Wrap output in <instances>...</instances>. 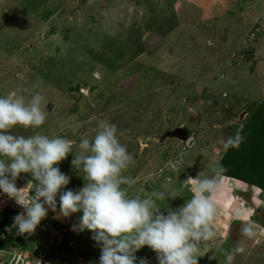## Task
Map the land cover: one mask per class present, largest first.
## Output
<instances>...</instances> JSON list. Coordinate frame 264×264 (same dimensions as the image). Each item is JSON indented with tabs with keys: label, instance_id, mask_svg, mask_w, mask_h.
<instances>
[{
	"label": "rangeland",
	"instance_id": "374dc122",
	"mask_svg": "<svg viewBox=\"0 0 264 264\" xmlns=\"http://www.w3.org/2000/svg\"><path fill=\"white\" fill-rule=\"evenodd\" d=\"M12 90L26 101L41 93L46 113L39 128L16 126L12 134L73 142L58 166L74 191L85 174L71 161L81 151L80 140L91 141L100 121L116 125L132 156L122 172L134 181L122 185L126 194L151 196L161 211L191 198V178L211 177L223 165L210 197L216 236L200 243L198 264H225V252L237 246L245 250L233 264H260L264 0H0V95ZM181 125L188 139L161 138ZM241 128L239 147L225 148L222 141ZM34 185L30 174L16 180L25 203ZM5 196L0 258L26 249L51 258L49 264H98L100 250L91 234L71 230L80 213L56 219L49 212L34 233L16 235L5 227L23 208ZM244 224L253 227V237L241 233ZM136 255L157 264L147 246Z\"/></svg>",
	"mask_w": 264,
	"mask_h": 264
},
{
	"label": "clouds",
	"instance_id": "9594fccd",
	"mask_svg": "<svg viewBox=\"0 0 264 264\" xmlns=\"http://www.w3.org/2000/svg\"><path fill=\"white\" fill-rule=\"evenodd\" d=\"M43 102L39 92L27 101L16 90L0 95V194L14 198L23 208L5 231L15 229L16 235H31L49 212L56 219L80 213L71 230L91 234L100 250L98 264H149L146 257L136 255L145 246L155 253L157 264H198L200 243L216 236L211 228L216 204L210 197L219 188L223 165H217L211 177L191 178V198L176 209L161 211L151 196L141 199L126 194L122 185L134 181L122 172L132 156L120 143L116 125L100 121L91 141L86 137L80 140L81 151L71 161L75 170L85 174L83 186L74 191L66 187L70 177L58 166L70 154L71 140L43 134L14 135L10 131L16 126L36 129L43 125ZM241 132L242 128L223 140L224 147L238 148L244 139ZM22 173L35 181L27 203L16 186ZM154 195L164 199L163 193ZM241 233L248 238L255 235L250 224L242 225ZM244 250L237 246L226 251L225 264H233L235 254Z\"/></svg>",
	"mask_w": 264,
	"mask_h": 264
},
{
	"label": "built area",
	"instance_id": "2783aa9c",
	"mask_svg": "<svg viewBox=\"0 0 264 264\" xmlns=\"http://www.w3.org/2000/svg\"><path fill=\"white\" fill-rule=\"evenodd\" d=\"M5 199V194H0V209L3 208V201ZM15 204L17 203L15 202ZM95 258L98 257L95 256ZM50 261L51 258H48V260H46L45 258H43V256L40 255V253L35 255L31 250L26 249L23 252L14 250L8 258H3L2 256L0 258V264H49Z\"/></svg>",
	"mask_w": 264,
	"mask_h": 264
},
{
	"label": "water",
	"instance_id": "95a60500",
	"mask_svg": "<svg viewBox=\"0 0 264 264\" xmlns=\"http://www.w3.org/2000/svg\"><path fill=\"white\" fill-rule=\"evenodd\" d=\"M166 136L175 137L181 140H186L189 138V133H188V129L181 125V126L175 127L174 129H170L166 131L161 136V138H164ZM146 189L148 190L149 193H152V189L150 186L147 187Z\"/></svg>",
	"mask_w": 264,
	"mask_h": 264
},
{
	"label": "crops",
	"instance_id": "0c3cea01",
	"mask_svg": "<svg viewBox=\"0 0 264 264\" xmlns=\"http://www.w3.org/2000/svg\"><path fill=\"white\" fill-rule=\"evenodd\" d=\"M257 258H258V257H254L252 260H254V261H255V260H257ZM247 261H249V260H248V258H247ZM262 261H263V263H262V264H264V258H263V259H261V260H259V262H258V263H260V264H261V262H262Z\"/></svg>",
	"mask_w": 264,
	"mask_h": 264
},
{
	"label": "trees",
	"instance_id": "16d2710c",
	"mask_svg": "<svg viewBox=\"0 0 264 264\" xmlns=\"http://www.w3.org/2000/svg\"><path fill=\"white\" fill-rule=\"evenodd\" d=\"M242 175H244V174H242ZM245 176V175H244Z\"/></svg>",
	"mask_w": 264,
	"mask_h": 264
}]
</instances>
